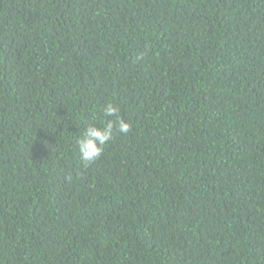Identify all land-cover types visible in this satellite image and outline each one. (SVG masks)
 <instances>
[{
  "label": "trees",
  "instance_id": "16d2710c",
  "mask_svg": "<svg viewBox=\"0 0 264 264\" xmlns=\"http://www.w3.org/2000/svg\"><path fill=\"white\" fill-rule=\"evenodd\" d=\"M0 264H264V0H0Z\"/></svg>",
  "mask_w": 264,
  "mask_h": 264
},
{
  "label": "clouds",
  "instance_id": "9594fccd",
  "mask_svg": "<svg viewBox=\"0 0 264 264\" xmlns=\"http://www.w3.org/2000/svg\"><path fill=\"white\" fill-rule=\"evenodd\" d=\"M119 111L118 106L108 103L102 109L103 117H115V119L106 120L99 127L96 123L90 122L80 133L77 144L82 161L92 163L100 158L103 154L104 146L113 139L114 130L123 134H127L130 131V123L121 118Z\"/></svg>",
  "mask_w": 264,
  "mask_h": 264
}]
</instances>
